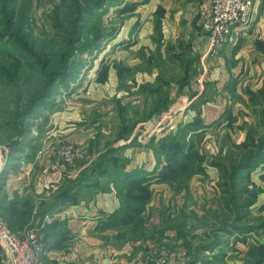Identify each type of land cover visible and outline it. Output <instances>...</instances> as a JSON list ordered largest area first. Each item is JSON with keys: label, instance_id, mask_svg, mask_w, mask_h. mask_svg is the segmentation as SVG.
<instances>
[{"label": "rangeland", "instance_id": "obj_1", "mask_svg": "<svg viewBox=\"0 0 264 264\" xmlns=\"http://www.w3.org/2000/svg\"><path fill=\"white\" fill-rule=\"evenodd\" d=\"M56 1L35 0V31L44 39L51 38L53 33L50 12ZM130 2L141 3L133 10L118 11ZM209 6L210 0H108L106 5L87 18L86 26L81 31L85 34L86 42L100 29L111 31L117 28V37L99 43L93 51L75 52V57L68 58V62L72 63V67L80 64L79 69L66 81H57L43 105H39L30 114L15 118L19 108L26 105L40 91V80L34 77L35 75L29 71H19L17 75L27 79V86L23 85L18 90L9 87L0 94V197L3 199L9 195L5 190V172L17 174V178H22L24 189L28 192L20 196L26 197L30 194L36 210L40 209L44 201L53 199L76 180L88 174L94 175V168L108 169L115 158L125 161V166L118 164L119 169L122 166L134 168L150 164L151 156L155 164L154 152L145 146L150 139L162 138L179 123L186 121L185 119H192L196 115L192 102H197L201 112L206 104L198 101V94L194 95L198 92L197 89L178 88L175 84L171 88L175 101L171 108L164 110L161 115L150 120H141L134 111H146V108L130 105L146 104L145 95L138 97L137 93L145 92L141 90L142 86L155 81L159 70L168 61L167 49L171 45L170 54H175L181 62L174 67L176 71L171 76L168 72L165 73L163 80L178 83L181 66H189L191 77L194 74L191 79L193 86L199 85V88L209 93L206 85L207 81H211L209 63L220 54L219 50L203 59L208 45L200 20ZM130 42L132 44H129ZM63 46L64 44L60 46L61 49ZM11 49V46L5 45V54ZM5 54H0V60ZM6 57L8 55L0 67L6 65L14 72V61ZM114 61H118L125 68L123 75L124 82L127 83H121ZM105 68L108 73L103 80L101 74ZM201 74L203 77L198 81ZM261 75L258 71L249 79L242 78L237 90L240 97L235 98L237 102L227 95L226 91L222 93V87L217 85L215 87L218 92H212L213 87L211 94H208L214 98L209 99L211 102L217 99L223 101L222 111L226 107L232 117L220 119L222 112L213 114L209 109L213 116L218 117L212 120L215 125L207 131V137L198 142L203 158V171L191 172L177 183L165 181L158 182L153 187L151 185L152 205L148 204L146 215L154 208L173 214L177 209L185 210L183 209L184 213H176L180 217V225L176 223V227H167L168 230L161 237L156 238L153 235L154 238L144 243L136 242L137 246L141 245V258L152 253L154 264H244L256 239L264 241L263 230L240 233L232 226L220 227L213 217L214 212L225 204V194L218 186L219 171L214 162L225 159L228 152L245 139L249 126L257 127L255 115L249 112V97L244 90L256 89ZM114 98L121 100L116 103ZM215 103L211 109L221 106ZM243 112L249 113L242 114ZM122 117L128 119L124 124ZM7 120L10 124L5 127ZM132 127L133 130L123 135L124 137L119 135L122 134L123 128ZM19 138L22 139L21 149L11 155L9 144ZM69 144H73L76 149L74 160L70 163L61 161L60 169L54 171L51 164L57 158L58 151ZM112 148L119 150L108 155L102 168H97L96 164ZM30 151L35 152L33 159L27 158ZM263 173L264 165H260L251 173H245L247 186L255 201L249 208L248 217L237 223L240 228L255 227L264 223ZM98 176V180L104 181L102 176L96 175ZM87 188L83 197L97 189ZM16 193L15 190L14 195ZM0 214L5 219L2 210ZM154 220L157 223L159 221L157 216ZM214 238H220L218 242L221 245L214 244L210 249H204ZM197 247L198 250L201 247L204 251L199 252ZM196 256L197 259H194ZM141 264H148V259H142Z\"/></svg>", "mask_w": 264, "mask_h": 264}, {"label": "trees", "instance_id": "obj_2", "mask_svg": "<svg viewBox=\"0 0 264 264\" xmlns=\"http://www.w3.org/2000/svg\"><path fill=\"white\" fill-rule=\"evenodd\" d=\"M107 2L108 0H57L50 12L53 33L50 36L51 38L44 39L35 31V0H0V54H5V45L11 46L12 49L5 56L8 55L6 59L14 61L12 63L14 72L6 65L0 67V94L7 91L9 87L18 90L23 85L27 86V79L17 75L19 71H29L40 80L38 84L40 91L26 105L19 108L15 118L30 114L39 105H43L49 98L54 84L59 80L61 82L66 81L79 69L78 65L80 64L72 67V63L68 62V58L75 57V52L78 50L80 52L93 51V48L100 45L99 43L113 40L117 37V28L111 31L100 29L97 33L95 32L93 38L88 39L86 42L85 34L81 31L86 26L87 18L101 9ZM140 3L130 2V4H125L118 11L127 12L133 10ZM57 40L59 43H57ZM83 41L84 44H82ZM62 44L64 46L61 49L60 46ZM129 44H132V42ZM255 44L257 50L264 54V41L257 39ZM170 47L167 49L168 61L159 70L155 81L142 86L141 90L145 92L137 93L138 97H141V94L145 95L146 104L130 105L137 108L142 106L146 108V111L142 109L134 111L138 118H142L141 120H150L163 114L164 110L167 111L171 108L175 101V97L171 93L173 85L177 84L178 88H193L191 79H193L194 74L191 77L189 66L184 68V65L181 66L178 83H171L168 80L165 82L163 80L165 73L168 72L169 76H171L176 71L174 67L181 62L175 54H170ZM5 56L0 60V65L4 64ZM198 58L200 61V56ZM114 66L117 69L121 83H127L124 82L125 77L123 75L125 68L118 61H114ZM158 67L160 68V66ZM227 68L229 70L231 68L229 63ZM195 72L196 70L193 73ZM107 73L105 68L101 74L103 80L106 79ZM238 81V76L231 72L229 79L221 88L222 93L226 91L227 95H230L231 98L233 97L236 102L235 98L238 99L240 97L237 91ZM206 85L209 93L202 90L197 96L199 97L198 101H202L205 104L214 99L211 95H208L211 94L213 87L212 92L214 90L218 92L215 87L217 81H207ZM33 90L35 91V88ZM244 92L249 97V112L255 115L257 127L249 126L246 130L245 139L236 148L230 150L225 159L214 162L215 167L219 171L218 186L225 194L223 197L225 204L214 212L213 217L220 224V227L232 226L233 229L240 233H253L257 229L264 231V223H260L255 227L246 226L247 228H240L237 223L248 217L249 208L255 201L247 186L245 173H251L260 165H264V78L261 86L256 89L246 88ZM197 93H194V95H197ZM216 93L213 94L214 97ZM114 99L116 103L121 100L119 98ZM194 103L192 102L191 104L196 109V115L192 119L179 123L162 138L156 139L152 137L145 145L155 155V164L152 170H149L145 165L134 168H123L122 166L119 169L118 164L124 165L125 161L115 158L108 169L97 170L94 168L92 170L95 171L94 175L88 174L76 180L53 199L50 198L46 202L44 201L40 207V218L43 219L46 214H49L60 203H78L82 199L85 189H88L87 187H96L97 189L94 192L114 190L116 197L119 199V206L113 212L106 213L99 219L96 227L102 233V238L107 244L122 247L127 242L136 243L141 241L144 243L154 238L153 235L156 238L163 236L168 230L167 227H176V223L180 225V217L176 213H184V208H180L181 210L177 209L175 214L162 212L160 209L159 223L151 221V214L148 213L146 215V209L152 200V183L165 181L177 183L191 172L204 170L198 142L207 137V131L214 124L206 123L203 112L198 108L197 102ZM249 112H243L242 114H248ZM226 116L228 119L232 117L228 114L225 107L220 119H224ZM121 120L122 124H124L128 119L122 117ZM9 124L10 121L7 120L5 127ZM133 128H123L122 134L119 135L124 137L123 135L128 134ZM21 142V138L10 142L11 155L21 149ZM118 150L119 148L110 149L102 160L96 164V167L102 168L107 161L108 155ZM28 153L27 158L33 159L35 152L30 151ZM96 175L102 176L104 181L98 180L100 177H96ZM100 183L102 184L100 185ZM90 195L91 193L86 197H90ZM14 196L13 199H9V195H6L3 199L0 197V213L2 210L10 228L20 233L28 226L33 217L35 210L34 200L32 201L31 197H29L30 194L26 197H21L18 194ZM44 226H47V233H51L54 229L62 228L64 223L53 220L52 223ZM61 231L63 232L64 230ZM109 231H114V233L109 234ZM219 239L214 238L209 245L204 246V249H210L211 245L214 244L221 245L218 242L220 241ZM255 242L248 251V257L244 264L264 263V241L257 238ZM140 247L141 245L134 246V251L139 252ZM198 251L202 252L204 250L200 247ZM143 259H148V264L155 263L152 253H148L147 256L145 254ZM194 259H197V256Z\"/></svg>", "mask_w": 264, "mask_h": 264}, {"label": "crops", "instance_id": "obj_3", "mask_svg": "<svg viewBox=\"0 0 264 264\" xmlns=\"http://www.w3.org/2000/svg\"><path fill=\"white\" fill-rule=\"evenodd\" d=\"M257 39L264 41V0L257 1L251 23L234 31L230 41L220 48V54L210 61L211 81H217V86L222 87L233 72L239 78L238 90L243 77L249 79L251 75H255L259 71L262 75L257 88L261 86L264 78V54L256 48ZM228 63L231 65L230 70L227 68ZM193 89H197V94L203 90L199 88V85L193 86ZM214 103L221 106L211 109L214 107ZM223 106L224 102L219 99L206 103L203 117L207 124L212 123V120L218 117L213 114L217 111H220L218 113L220 114ZM209 109L213 114L209 112ZM211 116L212 118H210ZM190 119L191 117L185 120ZM213 124L215 125V123ZM214 125L209 129H212ZM150 158L151 165H143L152 169L154 158L153 162L152 156ZM16 175L11 172L10 174L5 173V190L9 194V199H13L15 190L19 196L28 192L27 189H24L25 183L21 181L22 178H17ZM157 183H152V187ZM150 205L152 204L150 203ZM118 206L119 200L114 190L94 192L90 197H82L76 204L60 203L49 212V215L54 217V221L63 222L65 227L54 229L51 233H47L48 225H43L44 218H40V209H36L28 226L39 228L42 241L44 237L41 254L43 261L46 264H141L143 259L141 252L134 251L136 243L127 242L122 247L107 244L102 238V233L96 229L99 219L106 213L113 212ZM150 214L152 222H155L156 216L160 221L159 208L152 209ZM108 233L112 234L114 231Z\"/></svg>", "mask_w": 264, "mask_h": 264}, {"label": "built area", "instance_id": "obj_4", "mask_svg": "<svg viewBox=\"0 0 264 264\" xmlns=\"http://www.w3.org/2000/svg\"><path fill=\"white\" fill-rule=\"evenodd\" d=\"M258 0H210L208 10L202 14L200 24L205 32L208 48L203 59L216 54L230 41L234 31L248 26L254 15ZM203 77L201 74L198 81ZM76 155L73 144L64 146L52 162V169L59 170L61 161L72 162ZM1 172V170H0ZM1 178V176H0ZM54 217L46 214L44 224H50ZM43 241L39 228L26 226L22 232L13 231L0 214V263L1 264H46L42 259ZM165 261V259H160Z\"/></svg>", "mask_w": 264, "mask_h": 264}]
</instances>
